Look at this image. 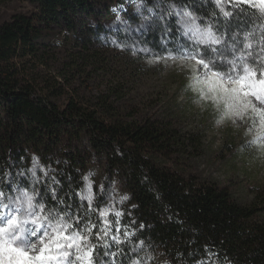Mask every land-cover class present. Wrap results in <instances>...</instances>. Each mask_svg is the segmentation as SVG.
<instances>
[{
  "label": "trees",
  "instance_id": "16d2710c",
  "mask_svg": "<svg viewBox=\"0 0 264 264\" xmlns=\"http://www.w3.org/2000/svg\"><path fill=\"white\" fill-rule=\"evenodd\" d=\"M10 2L31 10L0 22L1 206L33 195L87 235L91 264H264V184L240 204L229 184L200 176L202 132L184 130L174 99L140 90L145 61L179 42L196 51L182 16L258 43L264 12L230 0L0 7Z\"/></svg>",
  "mask_w": 264,
  "mask_h": 264
},
{
  "label": "rangeland",
  "instance_id": "374dc122",
  "mask_svg": "<svg viewBox=\"0 0 264 264\" xmlns=\"http://www.w3.org/2000/svg\"><path fill=\"white\" fill-rule=\"evenodd\" d=\"M230 1L249 4L264 12V0ZM30 10L28 4L10 2L0 7V22ZM179 26L181 38L195 46L196 51H186L179 42L165 59L145 61L147 75L141 80V93L161 92L174 99V108L184 113V130L198 129L203 135L204 153L195 161L198 174L229 184L234 199L240 204H247L250 201L249 188L264 184V116L261 115L264 103L255 96H249L246 99L259 111H253L252 107L245 110L239 104L242 93L236 101H231L227 100L222 88L219 91L212 89L227 83L229 78L238 81L243 77L245 90L260 93L264 87L260 84L264 80V38H260L258 43L252 37H246L242 42L227 40L209 28L198 26L186 16H182ZM206 33L218 42L207 39ZM205 39L206 43L201 42ZM200 48H206L209 54L201 53ZM198 60H203L208 68L197 63ZM212 73L219 76L212 77ZM227 86L240 87L231 83ZM2 203L0 200V228L8 230L0 233V264H91L88 241L81 240L79 250L76 245L68 247L70 241L63 239L59 242L64 247L56 248L48 236H44L42 243L38 236L44 234L47 225L38 230L37 237L31 236L28 230L36 226L30 222V216L27 217L29 222L23 224L25 231L22 234L19 232V222L26 218L28 212L24 195L8 200L5 206H1ZM33 205L36 213L48 216L44 210L40 211L34 199ZM12 217L17 218V225L9 227L8 221ZM52 222L55 223V219ZM47 231L52 237L56 236L50 228ZM73 232L68 228L64 236H71ZM45 244L50 250L45 249L42 253ZM20 252L26 255L21 256ZM41 256L54 258L36 259ZM206 262L212 264L210 258Z\"/></svg>",
  "mask_w": 264,
  "mask_h": 264
},
{
  "label": "snow or ice",
  "instance_id": "6c2138e0",
  "mask_svg": "<svg viewBox=\"0 0 264 264\" xmlns=\"http://www.w3.org/2000/svg\"><path fill=\"white\" fill-rule=\"evenodd\" d=\"M205 36L207 37V39H211L213 43L218 42V41H216V39L214 37L211 36L210 33H206ZM207 39L202 40L201 42L206 43ZM197 63L203 64V66L205 68H208V64H205L203 60H198ZM247 71H248V69L245 68V72H247ZM218 76H219L218 73H212V77H218ZM243 79L244 78L241 77L240 80L233 81V80H231V78H229V80L227 82V83H231V84L240 85V87L228 88L227 83H225V84L217 85L212 90L213 91H219L222 88L223 92L226 94L227 100H231V101H236L237 98L240 97V94L242 93V98H240L239 104L245 110L248 107H252V110L257 112L259 110L255 109L253 106H251V102L249 100H247L246 98L249 96H255L257 100H259L261 103H264V87L261 88L260 93H258L256 91L245 90L244 86H243ZM260 84L262 86H264V80L260 81ZM261 115L264 116V113L261 112ZM24 196H25V200L27 203L28 212L26 214V218L20 220V222H19V232L21 234L25 231L23 224L29 222L27 217L30 216L31 217L30 222L36 226L33 229L28 230L31 236L37 237L38 230L40 228L44 227L45 224L47 225V228H45V230H44V234L41 236H38V239L42 243L44 241V236H48L50 239L53 240L56 248L64 247V245L59 242L61 239H63V240L70 241V243L68 244V247H72L73 245H76L78 250H79V242L81 240L87 241V239H88L87 235H81L78 232H73L71 236L65 237L64 231L67 230L68 228H71L72 224L65 222L63 217H60L59 219L52 218V219H55V223H53L52 219H50L47 215L42 216L39 213H36L34 211L35 206L33 205V197L31 195H28L27 193H25ZM88 199H89V201H91V196H89ZM40 211L43 212V205L40 206ZM106 214H107V209H105L104 211H102L100 213L101 216H105ZM115 215L120 216L121 213L116 212ZM105 223H107V221H105ZM8 225H9V227L16 226L17 225V218L12 217L11 219H9ZM92 227H94V225ZM48 228H50L52 230V232L56 233L55 237H52L51 234L47 231ZM7 230H8L7 228H0V233L6 232ZM90 230L91 229L89 228L88 231H90ZM26 242H30V241H26ZM45 249L50 250L49 245L45 244V247L43 249H41V252L43 253L45 251ZM12 251H17V250L12 249ZM19 254L21 256L26 255L24 252H20ZM65 255H67V253H65ZM53 258L54 257H52V256H46V257L41 256V257H37L36 259H53Z\"/></svg>",
  "mask_w": 264,
  "mask_h": 264
}]
</instances>
